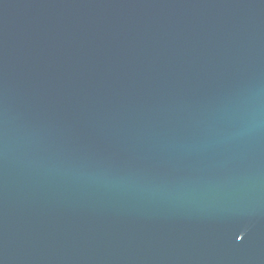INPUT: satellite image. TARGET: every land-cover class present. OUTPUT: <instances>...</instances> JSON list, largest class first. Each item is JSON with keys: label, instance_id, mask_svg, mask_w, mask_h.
<instances>
[{"label": "water", "instance_id": "obj_1", "mask_svg": "<svg viewBox=\"0 0 264 264\" xmlns=\"http://www.w3.org/2000/svg\"><path fill=\"white\" fill-rule=\"evenodd\" d=\"M0 264H264V0H0Z\"/></svg>", "mask_w": 264, "mask_h": 264}]
</instances>
